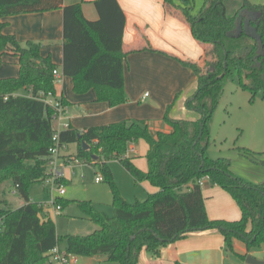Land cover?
<instances>
[{
	"label": "trees",
	"instance_id": "16d2710c",
	"mask_svg": "<svg viewBox=\"0 0 264 264\" xmlns=\"http://www.w3.org/2000/svg\"><path fill=\"white\" fill-rule=\"evenodd\" d=\"M226 1L204 0L199 13L193 15L190 0H180V4L162 0L166 12L178 13L195 41L205 46L201 63L175 58L197 78L187 108L200 115L198 120L171 118L169 105L163 121L170 131L156 136L149 133L145 120H123L82 132L70 126L59 133L61 144L77 146L74 156L62 158L97 168L111 187L113 209L108 216L90 203H80L98 229L87 236L59 237L54 222L44 218L43 206L31 202L28 192L45 177L54 110L40 94H54L52 72L57 66L50 56H41L39 44L21 46L15 36L3 34L6 23L2 20L61 9L62 74L73 79L76 93L94 89L98 101L115 107L126 102L123 61L130 52L123 50L125 15L116 0L93 2L96 21L84 17L79 3L63 6V0H0V67L5 55L17 57L19 65L18 77L0 79V264H51L49 253L60 242L73 256L137 264L143 249L158 255L162 247L206 230H218L229 251H233L234 239L242 241L247 250L264 244V183L245 182L231 172L228 159L206 155L209 127L225 80L249 92L250 102L257 98L264 102V5L239 0L229 14ZM142 51L156 50L148 46L131 52ZM22 90H30L31 96L17 95ZM62 103L66 105L63 99ZM140 141L148 145L146 172L127 157L130 145ZM82 143L88 150H83ZM241 152L246 158L255 155L245 149ZM111 161H118L135 183L148 182L159 191L143 201L127 202L114 183L108 166ZM203 178L233 198L242 214L238 221L208 218L199 185ZM6 183L24 201L17 209L6 207Z\"/></svg>",
	"mask_w": 264,
	"mask_h": 264
},
{
	"label": "crops",
	"instance_id": "0c3cea01",
	"mask_svg": "<svg viewBox=\"0 0 264 264\" xmlns=\"http://www.w3.org/2000/svg\"><path fill=\"white\" fill-rule=\"evenodd\" d=\"M95 1L63 0V6L79 3L84 17L96 21L98 13L93 5ZM116 1L125 15L123 50L130 53L123 61L126 102L115 107L98 101L94 89H89L85 93H76L73 79L62 74L63 12L61 9L7 17L2 20L6 23L2 32L5 35L15 36L21 46L27 42L39 44L41 56L51 57L61 74L60 83L54 86V94L66 104L67 123L79 132L123 120H145L149 133L156 136L158 132L170 131L163 121L169 105H171L169 112L171 118L198 120L200 115L187 108V102L197 89V78L191 69L182 66L177 59L201 63L205 46L195 41L189 26L178 13L170 15L166 12L162 0ZM250 1L253 4L264 5ZM148 46L156 51L131 52ZM18 75L17 57L5 55L0 67V79L15 78ZM164 84L165 88H163ZM145 89L151 90L152 94ZM17 95L29 97L31 92L22 90ZM53 126L59 127L57 122H54ZM147 150L146 142L140 141L130 145L127 152V157L131 158L133 164L142 172H146L148 168ZM76 152V145H66L62 156H74ZM110 163L108 166L111 171ZM80 164L82 162L75 165ZM129 183L135 191L136 201H143L149 194L159 191L148 182L135 183L131 175ZM199 185L210 220L233 222L241 218L239 207L226 191L207 178L201 179ZM248 255L264 262V244L259 248L247 250L242 241L234 239L233 251H229L225 246L223 235L218 230H206L189 233L174 243L162 247L158 255L143 249L137 264H246L241 256ZM73 258L77 260L81 257L73 256Z\"/></svg>",
	"mask_w": 264,
	"mask_h": 264
},
{
	"label": "rangeland",
	"instance_id": "374dc122",
	"mask_svg": "<svg viewBox=\"0 0 264 264\" xmlns=\"http://www.w3.org/2000/svg\"><path fill=\"white\" fill-rule=\"evenodd\" d=\"M192 14L196 15L201 10L204 0H190ZM264 3V0H252ZM180 4V0H174ZM228 13L232 14L239 0L226 1ZM165 84L163 88H165ZM152 94L151 90L145 89ZM163 96L165 94H162ZM249 92L237 88L230 80H225L222 95L213 113L209 127L210 144L206 155L210 159H228L231 172L252 184L264 183V102L255 99L250 102ZM242 149L254 152L252 158H246ZM67 160V158L65 159ZM63 164L65 181L63 188L65 194L60 196L58 189L42 184L32 185L28 192L30 200L43 206L44 218H50L59 237L66 235L87 236L98 227L89 221L83 212L80 203H90L97 211L112 216L113 209L111 187L105 183L97 168L85 163L80 165ZM110 168L113 180L120 195L129 203L136 201L137 197L132 185L129 183L130 174L118 161H111ZM101 182L97 183L96 178ZM6 185V186H5ZM4 199L6 207L17 209L24 201L14 189L11 183L4 184ZM57 199H59L57 201ZM128 199V200H127ZM61 206L55 210L52 202ZM140 201V200H139ZM58 248L65 252L64 242H60ZM76 264H118L108 262L104 257L86 258L76 260Z\"/></svg>",
	"mask_w": 264,
	"mask_h": 264
},
{
	"label": "built area",
	"instance_id": "2783aa9c",
	"mask_svg": "<svg viewBox=\"0 0 264 264\" xmlns=\"http://www.w3.org/2000/svg\"><path fill=\"white\" fill-rule=\"evenodd\" d=\"M53 76V82L54 86L56 84H59L61 81V74L58 72V70H54L52 72ZM147 96V95H146ZM40 97L42 101L51 106L54 110V116H53V123H58V128L52 126L54 133L52 135L51 141L52 145L48 149V156H47V162H46V171H45V177L43 181L41 182L43 188L45 189V186H49L51 189L53 187H56L58 189V194L60 196H63L65 194L64 188H63V181L65 180L64 174H63V164L68 165H75L78 162L77 161H70L65 160L62 158V153L66 149L65 144H61L59 140V133L63 130L69 129L70 125L67 123L65 119V113H66V106L62 103V99L59 97H56L53 93L48 94H40ZM101 178L97 177L96 182H101ZM200 182V181H199ZM53 205H55V210L59 211L61 209V206L59 204H56V200L52 202ZM2 224V220H0V226ZM50 263L51 264H76V260L73 258V255L67 254L66 252H62L58 246L55 247L53 250L50 251Z\"/></svg>",
	"mask_w": 264,
	"mask_h": 264
},
{
	"label": "water",
	"instance_id": "95a60500",
	"mask_svg": "<svg viewBox=\"0 0 264 264\" xmlns=\"http://www.w3.org/2000/svg\"><path fill=\"white\" fill-rule=\"evenodd\" d=\"M259 44H260V51L262 52L263 51V46H262V43L260 41H259ZM82 147H83L84 151L88 150V148H89L88 145H86L85 143H82ZM94 159H96V158H94ZM245 263L246 264H264L263 261H259V260L255 259V258H253V257H251L249 255L246 256Z\"/></svg>",
	"mask_w": 264,
	"mask_h": 264
}]
</instances>
